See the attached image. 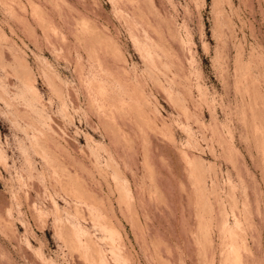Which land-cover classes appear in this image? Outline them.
Listing matches in <instances>:
<instances>
[{"label":"rangeland","instance_id":"1","mask_svg":"<svg viewBox=\"0 0 264 264\" xmlns=\"http://www.w3.org/2000/svg\"><path fill=\"white\" fill-rule=\"evenodd\" d=\"M0 264H264V0H0Z\"/></svg>","mask_w":264,"mask_h":264},{"label":"bare ground","instance_id":"2","mask_svg":"<svg viewBox=\"0 0 264 264\" xmlns=\"http://www.w3.org/2000/svg\"><path fill=\"white\" fill-rule=\"evenodd\" d=\"M22 73L24 74V71H22ZM28 73V72H27ZM23 76V75H22ZM22 76L20 78H22ZM23 79V78H22ZM237 251V250H236Z\"/></svg>","mask_w":264,"mask_h":264}]
</instances>
